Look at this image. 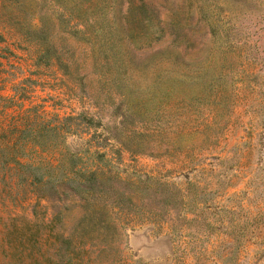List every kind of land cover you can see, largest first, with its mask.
<instances>
[{"label": "rangeland", "instance_id": "374dc122", "mask_svg": "<svg viewBox=\"0 0 264 264\" xmlns=\"http://www.w3.org/2000/svg\"><path fill=\"white\" fill-rule=\"evenodd\" d=\"M211 6L216 35L185 25L183 0L127 11L118 58L98 76L82 56L38 60L26 29L54 4L0 0V264H264V0ZM54 21L55 46L70 47ZM117 71L123 98L108 80ZM32 122L61 128V168L74 153L105 172L96 186L129 192L128 214L100 199L92 225L89 199L64 186L38 196L36 170L11 161L52 160L55 147L13 140Z\"/></svg>", "mask_w": 264, "mask_h": 264}, {"label": "trees", "instance_id": "16d2710c", "mask_svg": "<svg viewBox=\"0 0 264 264\" xmlns=\"http://www.w3.org/2000/svg\"><path fill=\"white\" fill-rule=\"evenodd\" d=\"M46 1L56 6V9L53 10L54 16L47 12L42 13L37 17L38 24L33 26V28L29 27L26 29V38L34 41L38 49H40L37 56L38 60L44 63H48L51 60L60 67H66L73 59L76 60V57L82 56V60H89L93 73L100 76L98 68L106 60L118 58L119 49L117 47L123 39V34L122 28L118 27L117 24H120L122 18L126 20L127 11L129 10L144 12L145 7L150 4L151 0H126L127 4L124 12H122V5H120L122 0H97L94 9L91 8L90 3L88 4L89 0ZM211 1L215 0H183L186 4L185 25L190 30L199 32L203 29V31L206 30L211 35H216L219 32L221 26L218 15H220V11L215 10V5L210 7ZM173 13L174 19L172 23L176 21L173 25L177 26L180 19H178L176 12ZM51 18L55 20L57 29L55 34L60 40H64L66 44L70 40V47L64 45L55 46L51 39L53 30ZM138 19L136 16L135 20L140 22L141 20ZM79 25L80 28H77ZM173 31H175V35H178V30ZM106 42L108 43L106 44ZM102 43H105V45H101ZM65 51L70 52L69 58L62 56L63 53H66ZM108 80L112 84V90L118 98H123L128 94V89L122 84V76L119 71L111 75ZM75 119L82 121L84 118L78 115ZM90 122L91 119H87V122L83 121L84 124ZM60 129L57 125L32 122L17 130L15 138L13 137L14 141L19 139L26 143L28 149L34 148L33 151L35 153L43 152L46 146L55 147L56 151L54 150L55 154L51 161L44 162L37 158L38 160L36 161L31 160V163L11 159V161L20 166L26 165V168L31 167L36 170V173H32L29 181L35 187V192L38 193V196L47 197L53 195L48 193H56L58 187L64 186L70 191L71 195L79 199H89L85 203L91 205L87 218L92 221V225H94L93 220L97 219L95 209L98 211V208L95 205L100 199L109 201L112 209L118 210L119 213L128 214L127 211L134 207L129 192L117 191L113 186L106 183L108 180H98L100 183L98 186L95 185L97 180H92L95 177L101 179L103 177L102 173H105L104 171L79 166L76 163L77 158H75L76 155L74 153H67V164L64 168H61L59 163V155L61 153L57 150L58 146L55 140L56 136L62 137V133L59 132ZM64 131L68 132L67 130ZM64 153L66 154L65 151ZM21 155L23 154L21 153ZM57 177L62 180H55ZM110 191H113V193L110 194ZM66 240L69 239L66 237L63 241L65 242Z\"/></svg>", "mask_w": 264, "mask_h": 264}]
</instances>
